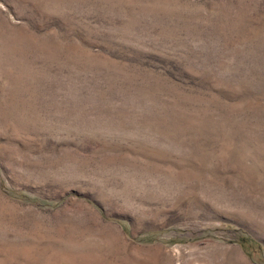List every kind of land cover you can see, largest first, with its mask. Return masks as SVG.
I'll list each match as a JSON object with an SVG mask.
<instances>
[{
    "label": "rangeland",
    "instance_id": "374dc122",
    "mask_svg": "<svg viewBox=\"0 0 264 264\" xmlns=\"http://www.w3.org/2000/svg\"><path fill=\"white\" fill-rule=\"evenodd\" d=\"M0 264H264V0H0Z\"/></svg>",
    "mask_w": 264,
    "mask_h": 264
}]
</instances>
